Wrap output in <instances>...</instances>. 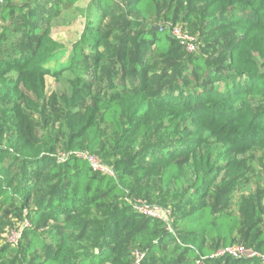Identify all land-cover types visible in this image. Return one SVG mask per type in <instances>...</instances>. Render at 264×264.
Instances as JSON below:
<instances>
[{"label": "trees", "instance_id": "1", "mask_svg": "<svg viewBox=\"0 0 264 264\" xmlns=\"http://www.w3.org/2000/svg\"><path fill=\"white\" fill-rule=\"evenodd\" d=\"M13 1L7 0L1 12L4 24L12 25L17 15L26 24L22 47L0 57V101L18 98L31 105L18 86L44 98L50 62L64 47L37 21V3L44 0L26 14ZM79 1L58 0L52 10ZM194 1L201 5L204 31L231 30L225 61L189 55L167 29L154 30L149 20L159 13L160 0H92L71 58L72 64L84 66L87 79L79 78L71 96L62 97L67 110L65 161L57 159L56 146L43 149L37 124L20 104L8 118L0 114V144L6 143L0 148V207L16 205L25 214L23 223L31 225L15 250L20 258L10 264H119V249L127 247L144 255L141 264H264L260 258L219 255L238 244L264 255L260 212L244 221L209 203L182 212L195 205L192 197L208 196L221 175L241 179L247 162L239 157L264 149V0ZM41 15L42 21L51 19ZM107 19L116 21L110 32L103 27ZM8 34L5 27L0 46L6 45ZM160 59L164 62L159 67L154 63ZM12 72L18 75L16 81L3 80ZM98 80L112 94L99 91L92 106L77 111L86 99L82 87L96 86ZM58 103L52 95L53 111ZM101 124L110 127L114 150L129 153V159L100 149L105 136ZM212 144L226 148L224 164L216 163L213 151H205ZM99 149L106 163L113 161L114 176L94 171L78 157ZM148 164L165 190L182 188L187 171L192 173V196L188 204L175 206L168 222L130 205L136 191L145 192L130 176ZM85 212L100 215L92 221L98 228L82 234L93 245L73 254L64 227ZM7 249L0 251V259Z\"/></svg>", "mask_w": 264, "mask_h": 264}, {"label": "rangeland", "instance_id": "2", "mask_svg": "<svg viewBox=\"0 0 264 264\" xmlns=\"http://www.w3.org/2000/svg\"><path fill=\"white\" fill-rule=\"evenodd\" d=\"M39 0H14L13 6H19L25 10V13H29L34 3ZM119 3H124V0H117ZM92 0H81L73 6H69L66 3L61 5L60 11L52 10V3H58V0H44L42 3H37V21L40 23V28L45 30L49 28L51 30L52 39L61 44L64 49L55 54L50 62V73L46 76L45 80V97L38 98L33 92L28 91L23 85L18 86V90L22 92L26 98L31 102L28 105L21 99L9 98L6 103L0 101V114L4 118H8L11 114V108L16 104H20L25 110L27 115L33 119L37 124V133L40 139L41 146L44 150H48L52 146L57 148V159L59 161H65L68 153L64 150V144L66 143V114L67 110L62 101L63 96H71L73 87L78 84L79 78L87 79V73L84 66H78L71 63L74 45L81 39L87 24V18L90 14L89 6ZM7 0H0V33H3L5 27L9 28L8 38L4 41L5 46H0V57L4 58L6 53L13 54L17 49L22 47V30L25 28L26 20L24 16L17 15L13 18L11 24H4L1 17L2 10L6 7ZM41 8V9H40ZM41 12H44V16H50V20L41 19ZM202 10L201 5L197 4L194 0H160V11L149 20V25L153 27H166L172 37V31L175 27L182 29L183 35L187 40H191L194 44V49L191 47L187 50L186 46L182 45V41L177 40L183 47V51H186L189 55L206 56L208 59L214 62H221L226 60L225 45L232 40L233 34L230 29L220 30L213 33L212 31L206 32L202 29ZM167 18H171L169 21ZM175 20V21H174ZM116 21L113 19L105 20L103 27L105 32H110L114 27ZM116 35L113 36V39ZM192 51V52H190ZM149 57V56H148ZM150 59V57H149ZM164 61L159 60L154 64H162ZM160 67V65H158ZM100 72V71H98ZM94 69L90 72L92 76ZM17 73L12 72L7 74L3 80L16 81ZM0 82V86L2 85ZM96 86L85 85L82 90L85 94V101L78 107L77 111H84L87 107L92 106L93 98L99 91H103V96L112 94L111 91L105 90L106 84L98 80ZM89 92L92 96L88 97ZM56 95L57 105L56 111H53L50 103V97ZM105 136L102 141L100 149L104 153H109L111 156L122 160L130 157L129 153L114 150L116 141L113 138L111 129L105 124H101ZM10 135H8L9 137ZM6 143L0 144V148H4ZM98 153L93 155L97 158L98 162L102 166L114 168L111 163H106L103 156ZM206 152L213 151V159L218 165L224 164L226 148L212 146L205 149ZM88 154L86 152L79 153ZM150 158V157H148ZM240 160H246L247 172L239 180L223 179L224 175L218 180L217 185L210 191L208 196L204 198L192 197L195 205H187L183 208L182 212L192 210L199 204L209 203L214 207L223 208L226 212L239 216L244 221L247 217L255 212H260L262 215V224L260 230L264 232V149L257 148L248 152L247 154L239 157ZM143 167V166H142ZM133 183L143 188L145 192L139 193L136 191L134 197L129 201L130 205L134 207L139 202H144L151 206H157L174 212L175 206L178 204H188V197L192 196V189L190 184L192 183V173L187 171V179L182 188H171L165 190L162 188L161 183L152 174V167L148 164L141 170L135 171L131 176ZM25 214L19 212L16 205H11L6 209L0 207V251L7 247L8 253L4 259H0V264H10L15 258L19 259L20 255L16 253V249L19 248L21 241L12 246L7 243V234L13 229H19L23 227V220ZM100 215L96 212L82 213L79 215L75 222L70 226L64 227L66 232L70 236V242L72 244L73 254L82 252L84 249L90 248L92 240L87 239V235L84 237L82 234L94 232L98 227L94 226L92 221L99 218ZM173 218V216H171ZM170 218V219H171ZM167 230L172 231L171 226H167ZM28 239V238H27ZM26 239V240H27ZM244 251L241 258L243 260H252L250 254L255 252L261 254L254 247L245 244H238ZM126 248V247H125ZM126 251L119 249V264H137L138 251L132 249H125ZM223 251V250H220ZM39 254L34 258H38ZM142 260L140 261L141 264ZM118 264V263H117Z\"/></svg>", "mask_w": 264, "mask_h": 264}, {"label": "built area", "instance_id": "3", "mask_svg": "<svg viewBox=\"0 0 264 264\" xmlns=\"http://www.w3.org/2000/svg\"><path fill=\"white\" fill-rule=\"evenodd\" d=\"M172 36L173 38H175L176 40H180L182 41V45L187 47V50H190V48L192 47L194 49V44L191 40H187V38L183 35L182 33V29L179 27H175L172 31ZM192 52V51H190ZM78 157L82 158L83 160L89 162V164L91 165L92 169L96 172H99L103 175H108V176H114V170L111 167H107V166H102L96 157H94L93 155L90 154H78ZM134 210L140 214L146 215L148 217H151L153 219L162 221V222H168L169 220V216L171 215V212L169 210L163 209V208H159L157 206H151L148 205L144 202H139L138 204L134 205ZM31 225L28 221H26L23 224V227L19 228V229H13L11 231H9V233L7 234V243L9 245L12 246H16L23 238L24 235V231L27 228H30ZM225 254H230L231 256H233L234 258H241L244 254L243 249L241 248V246L236 245L233 246L229 249L223 250L219 252V255H225ZM137 264L140 263L141 260H143L144 255L141 254L140 252H138L137 254ZM251 258H260L261 260H263L264 262V255L263 254H259V253H251L250 254Z\"/></svg>", "mask_w": 264, "mask_h": 264}, {"label": "water", "instance_id": "4", "mask_svg": "<svg viewBox=\"0 0 264 264\" xmlns=\"http://www.w3.org/2000/svg\"><path fill=\"white\" fill-rule=\"evenodd\" d=\"M153 29L157 31H163L166 29V27H153Z\"/></svg>", "mask_w": 264, "mask_h": 264}]
</instances>
